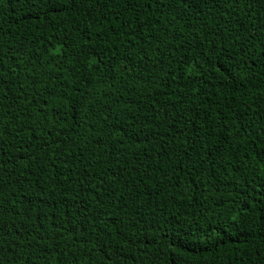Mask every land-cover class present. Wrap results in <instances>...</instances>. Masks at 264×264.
<instances>
[{
  "label": "trees",
  "instance_id": "16d2710c",
  "mask_svg": "<svg viewBox=\"0 0 264 264\" xmlns=\"http://www.w3.org/2000/svg\"><path fill=\"white\" fill-rule=\"evenodd\" d=\"M0 264H264V0H0Z\"/></svg>",
  "mask_w": 264,
  "mask_h": 264
}]
</instances>
